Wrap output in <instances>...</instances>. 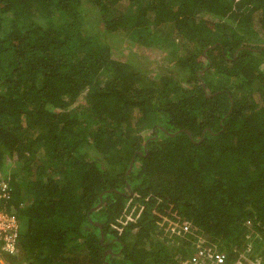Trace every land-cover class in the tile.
<instances>
[{
  "label": "trees",
  "instance_id": "16d2710c",
  "mask_svg": "<svg viewBox=\"0 0 264 264\" xmlns=\"http://www.w3.org/2000/svg\"><path fill=\"white\" fill-rule=\"evenodd\" d=\"M116 33L171 58L191 47L183 73L145 75L113 55ZM263 40L264 0H0L19 257L192 264L199 241L228 263L264 258Z\"/></svg>",
  "mask_w": 264,
  "mask_h": 264
},
{
  "label": "rangeland",
  "instance_id": "374dc122",
  "mask_svg": "<svg viewBox=\"0 0 264 264\" xmlns=\"http://www.w3.org/2000/svg\"><path fill=\"white\" fill-rule=\"evenodd\" d=\"M90 18L93 20L96 19V17H93L92 14H90ZM90 24L91 23L89 22L86 24V26ZM91 25L93 27L88 29V31L91 32L97 30L100 31L102 28L100 24H96L95 22H93ZM260 42L264 44V40ZM109 43L112 44L113 55L115 57H118L119 59H126L130 64L136 66L137 69L151 78H159L162 75L177 77L183 73V69L176 65L173 62V59L178 57V55L189 51V49L192 50L191 47L185 48L179 43L177 45V55L171 58L167 48H158L156 45L154 46L153 44H148L144 41L141 42L140 40H131L125 33H116L115 36L113 35V37H110ZM262 66H264V64ZM255 94L257 95V99L260 98V93L256 92ZM251 231L252 230H250V232ZM250 232L248 233L249 237L251 235ZM19 258V255L14 257L13 263L17 264L22 261V264H37L35 262V258H31L30 254L27 256V258H23V260H20ZM55 262L56 261L54 260L51 262V264H55ZM61 264H63V262Z\"/></svg>",
  "mask_w": 264,
  "mask_h": 264
},
{
  "label": "built area",
  "instance_id": "2783aa9c",
  "mask_svg": "<svg viewBox=\"0 0 264 264\" xmlns=\"http://www.w3.org/2000/svg\"><path fill=\"white\" fill-rule=\"evenodd\" d=\"M3 174L0 173V264H14L6 256L17 257L21 254L19 246L21 224L15 214L6 209L5 202L11 196L12 185L9 180L2 178ZM197 249L198 254L192 257V264H238L228 263L224 253L212 247L202 246L199 241ZM247 264H264V258L258 256Z\"/></svg>",
  "mask_w": 264,
  "mask_h": 264
},
{
  "label": "crops",
  "instance_id": "0c3cea01",
  "mask_svg": "<svg viewBox=\"0 0 264 264\" xmlns=\"http://www.w3.org/2000/svg\"><path fill=\"white\" fill-rule=\"evenodd\" d=\"M10 256H6V258H9ZM20 260H22L21 259V257L19 258ZM11 261V260H10ZM23 262L21 261V262H19V263H17V264H22Z\"/></svg>",
  "mask_w": 264,
  "mask_h": 264
}]
</instances>
